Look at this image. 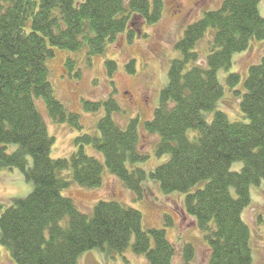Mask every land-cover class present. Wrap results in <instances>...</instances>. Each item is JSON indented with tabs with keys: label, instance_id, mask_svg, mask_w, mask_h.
Instances as JSON below:
<instances>
[{
	"label": "trees",
	"instance_id": "trees-1",
	"mask_svg": "<svg viewBox=\"0 0 264 264\" xmlns=\"http://www.w3.org/2000/svg\"><path fill=\"white\" fill-rule=\"evenodd\" d=\"M259 3L223 0L219 9L189 26L178 44L183 58L171 64L159 106L144 124L159 138L156 155L168 156L150 177L166 194L186 193L187 214L206 232L208 264L253 263L243 212L251 205V188L264 182V56L250 67L244 91L235 90L246 121H231L218 104L225 91L220 71L229 70L233 56L246 52L253 40L264 41ZM163 8L162 0H130L129 6L125 0H0V171L20 170L34 185L27 198L14 201L0 217L1 243L15 264H79L92 250L122 253L133 239V251L149 264H174L176 248L166 230H144L140 211L101 201L90 216L63 195L73 185H103V163L84 150L91 146L138 200L144 198L148 173L135 168L148 159L140 146L144 128L138 118L126 127L113 119L121 111L114 84L106 100L84 102L88 112L107 113L97 123L98 135L77 137L79 149L70 159L52 158L55 141L39 106L43 101L55 124L82 130L81 116L57 98L47 61L57 50L86 48L90 60L104 55L125 32L134 40L132 25L139 18L158 23ZM210 30V52L202 65L197 45ZM67 62L71 72L75 62ZM106 66L112 78L117 64L108 60ZM134 67L132 61L129 71L134 73ZM239 82L238 73L228 77L231 87ZM11 146L15 151L9 152ZM236 164L242 167L234 170ZM193 257L194 247L187 245L182 264H192Z\"/></svg>",
	"mask_w": 264,
	"mask_h": 264
},
{
	"label": "rangeland",
	"instance_id": "rangeland-1",
	"mask_svg": "<svg viewBox=\"0 0 264 264\" xmlns=\"http://www.w3.org/2000/svg\"><path fill=\"white\" fill-rule=\"evenodd\" d=\"M174 1L162 0L163 15L158 23L148 25L139 18L138 22L132 25L136 34L134 40L129 39L128 33L125 32L114 44H108L104 55L90 60L86 48L77 52L57 50L55 56L47 61L57 98L70 112L81 116L83 126L82 130H78L68 123L55 124L48 117L43 101H39L49 134L55 141L51 153L53 159H70L79 149L76 140L82 134L98 135L97 123L107 112L105 109L88 112L85 110L84 102L104 101L113 95L114 88L121 111L114 113L112 117L119 125L126 127L131 120L138 118L143 129L145 122L153 118L159 106L160 94L168 84L171 64L183 58L178 44L184 38L187 29L196 21L203 19L206 13L219 9L223 3V0H178L180 6L176 7ZM125 2L129 6L130 0ZM259 5L261 16L264 17V0H260ZM213 34L214 31L210 30L197 45L199 64L206 63ZM263 56L264 41L253 40L246 52L233 56V65L229 70H222L219 73V80L225 91L218 109L227 113L233 122L246 121L241 109V99L237 98L235 90L244 91V82L250 67L259 64ZM69 58L75 62L71 72L67 67ZM108 60L117 64L112 78L106 66ZM132 61L135 62L134 73L128 68ZM234 73L240 75V82L231 87L228 77ZM212 118L213 113L208 116L209 121ZM158 141L159 138L150 135L145 128L141 130L140 146L148 159L137 164L135 168L144 169L148 173L146 181L143 182L145 191L143 199L138 200L136 195L108 170L102 154L91 146L85 147L84 150L87 155L95 156L103 163V185L95 189L73 185L63 195L71 198L80 212L90 216L101 201H115L140 211L143 215L144 230H166L168 239L176 248L174 264L183 263L184 248L187 245L194 247L192 264H208L211 252L206 232L198 227L195 218L187 214L186 193L166 194L161 190L160 184L150 177V172L168 159L167 155L162 157L156 155ZM15 149L16 146H11L9 152ZM241 167L242 164H236L233 169L239 170ZM33 189L34 185L27 181L20 170L0 171V217L14 201L27 198ZM251 197V205L243 212V220L251 231L252 264H264V182L251 188ZM167 218L170 220L169 225ZM63 223H68V218ZM133 243L134 239L124 252L113 256H108L100 250H92L82 255L79 264H149L146 256L133 251ZM0 264H15L10 252L2 245L1 238Z\"/></svg>",
	"mask_w": 264,
	"mask_h": 264
},
{
	"label": "flooded vegetation",
	"instance_id": "flooded-vegetation-1",
	"mask_svg": "<svg viewBox=\"0 0 264 264\" xmlns=\"http://www.w3.org/2000/svg\"><path fill=\"white\" fill-rule=\"evenodd\" d=\"M174 4H175L176 7H179L180 6V2L178 0H175L174 1Z\"/></svg>",
	"mask_w": 264,
	"mask_h": 264
}]
</instances>
